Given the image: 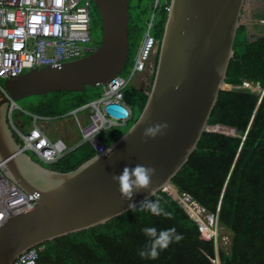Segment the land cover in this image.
Returning a JSON list of instances; mask_svg holds the SVG:
<instances>
[{"label": "water", "instance_id": "95a60500", "mask_svg": "<svg viewBox=\"0 0 264 264\" xmlns=\"http://www.w3.org/2000/svg\"><path fill=\"white\" fill-rule=\"evenodd\" d=\"M93 1L102 20L98 47L61 66H36L7 79L8 93L29 96L96 89L127 64L128 0ZM246 1L170 0L155 71L139 117L105 153H96L70 171L46 167L21 151L8 121L10 100L0 91L1 168L25 192L38 194L31 209L0 226V264H13L37 244L105 224L129 211L130 203L138 206L164 188L176 190L173 178L197 149L203 133L212 130L209 120L220 91L229 85L227 73ZM155 124L167 127L145 142L144 129ZM138 163L157 172L150 188L134 193L129 201L121 197L112 175ZM208 214L214 220V214Z\"/></svg>", "mask_w": 264, "mask_h": 264}, {"label": "trees", "instance_id": "16d2710c", "mask_svg": "<svg viewBox=\"0 0 264 264\" xmlns=\"http://www.w3.org/2000/svg\"><path fill=\"white\" fill-rule=\"evenodd\" d=\"M128 2L130 55L145 34L153 0ZM166 17L167 9L163 8L152 31L158 39L162 38ZM92 27L102 28L93 0ZM234 49L226 83L241 85L248 80L264 87V36L251 41L246 25L241 24ZM54 93L32 105L29 111L65 114L99 97L102 86ZM147 97L146 92L135 87L125 90L128 103L140 110ZM125 126H116L100 137L109 146L125 132L126 129L121 130ZM222 126L234 128L237 134L213 129ZM209 127L212 130L203 133L197 149L172 180L177 192L164 188L149 198L159 200L161 207L171 213L170 218L140 211L138 205L135 212L129 210L105 224L46 242L38 264H217V257L221 264H264V94L246 89L221 90ZM15 137L19 141L16 134ZM95 154L91 144L83 143L53 163L31 155L46 167L70 171ZM183 193L190 194L207 213L218 216V224L231 234L228 250H217L216 238L179 198L178 194ZM145 227L158 231L175 228L183 239L174 240L156 259L142 258L138 252L150 239L142 231Z\"/></svg>", "mask_w": 264, "mask_h": 264}, {"label": "built area", "instance_id": "2783aa9c", "mask_svg": "<svg viewBox=\"0 0 264 264\" xmlns=\"http://www.w3.org/2000/svg\"><path fill=\"white\" fill-rule=\"evenodd\" d=\"M169 4V0H153L147 29L128 76L113 75L103 85L99 97L65 114L74 119L80 133V141L70 146L63 138L51 139L42 128L41 121L53 116L24 111L31 116L32 125L26 132L19 127L20 121L15 115L19 106L6 91L3 82L33 67L48 64L61 66L93 52L98 43L91 33L92 0H0V91L10 100L8 121L19 137L21 151L36 155L46 163L58 161L83 143L91 144L96 153H105L108 146L100 134L116 126L127 125L133 117L132 107L125 98V90L130 87V82L135 79V88L141 89L136 84L138 78L153 77L160 39L152 31L159 21L161 10L168 9ZM228 86L225 89L236 87L264 94V87L259 82L244 80L241 85ZM83 111H86V120L81 115ZM1 167L2 162L0 226L7 218L31 209L38 198L37 193L25 192ZM180 199L190 204L188 207L192 215L201 221L196 207H201L203 213L204 208L188 193L180 195ZM45 247V243H40L29 248L13 264H38Z\"/></svg>", "mask_w": 264, "mask_h": 264}, {"label": "clouds", "instance_id": "9594fccd", "mask_svg": "<svg viewBox=\"0 0 264 264\" xmlns=\"http://www.w3.org/2000/svg\"><path fill=\"white\" fill-rule=\"evenodd\" d=\"M231 86H237V85L231 84ZM229 89H236V88H229ZM125 115H127L126 112ZM166 127H167L166 124L164 125L155 124L145 128L143 132V138L145 142H147L148 138H155ZM222 127L227 128L229 130L234 129L228 126H222ZM222 127L213 128V129L227 133L226 131L221 130ZM234 131L236 130L234 129ZM234 131L232 133H227V134L234 135L235 134ZM156 172L157 169L155 167L138 163L134 166H130V165L125 166L120 174H113L112 179L113 181L118 183L121 197L123 199L132 201L134 193L150 188L152 178L153 176L156 175ZM128 207L130 210L135 212L137 210V203L132 202L129 204ZM139 210L149 211L151 212V214L156 216L163 215L165 217H169V218L171 217V213L165 211L161 207L159 200L153 201L145 198L144 200H141L139 202ZM215 219L217 220V224H218V216L215 217L214 215V220ZM142 231L147 237L150 238L148 244L138 252V255L142 258L156 259L159 256V252L167 249L174 240L176 242H179L181 239H183V236L181 234H178L175 228L162 229L158 231L155 227H145ZM211 236H214L215 238L217 237L216 235H211Z\"/></svg>", "mask_w": 264, "mask_h": 264}, {"label": "rangeland", "instance_id": "374dc122", "mask_svg": "<svg viewBox=\"0 0 264 264\" xmlns=\"http://www.w3.org/2000/svg\"><path fill=\"white\" fill-rule=\"evenodd\" d=\"M244 8H245V6H244ZM245 12L246 13L244 14V10H243V14H242L243 16H242L241 22H242V24L244 22L245 24H247L249 26L250 39H254L255 36H259L260 34H262L264 36V0H262V2L259 4L256 3V5L251 8L250 12H248V8H246ZM251 27L259 28L261 31L259 33H251ZM91 33H92V36L96 42L101 41L102 28L100 29L97 27H92ZM137 50H138V48H134L132 50L131 54L129 55V60H128L127 64L125 66L119 67L116 74H122V75L128 76V74L132 70V63L134 62V60L136 58ZM6 80H4V82ZM151 81H152V78H138L136 84L138 85L139 88L149 91ZM4 82H3V85H4ZM129 86L135 87V79H133L130 82ZM231 88H236V87H231ZM236 89H239V88H236ZM54 94H55L54 92H51L50 94L44 93V94H33V95H29V96H24L23 94H21L19 92H14V91L9 92V95L17 103V105L20 107V109L25 110V111H29L31 106L36 105V103L39 100H42L43 98H49L50 96H53ZM132 110H133L132 119L128 122L127 126L121 128V130L126 129L125 131H127L132 126V124H134V122L137 120V118L139 117L141 110L138 107H136V108L132 107ZM18 112L19 111L16 109L15 114L17 115ZM82 113L85 114L86 111L81 112V114ZM23 118L26 119L27 115L23 114ZM66 119H72V118L67 117V118H62L61 120H66ZM23 129H26V126H24ZM74 129H76L78 132V128L76 125H75ZM221 130L226 131L227 133H232L234 131V129L229 130V129L224 128V127H222ZM234 133L237 134V131H234ZM119 136H121V135L119 134L118 137ZM172 189L174 190V192H177V190H175L174 188H172ZM180 195L181 194H178L179 198H180ZM188 205H190V204L188 203ZM196 213L200 217V220L203 223L205 230L207 232H209L210 234H215L217 236V239H216L217 250L219 249V247H222V248L228 250V248L230 246V239H231L230 238V235H231L230 232L226 228H224L223 226H220L219 224H217L216 219L214 220L213 226H211L210 228L207 227V225L209 224V220H210L207 212H204L202 214V213H199L196 211Z\"/></svg>", "mask_w": 264, "mask_h": 264}, {"label": "crops", "instance_id": "0c3cea01", "mask_svg": "<svg viewBox=\"0 0 264 264\" xmlns=\"http://www.w3.org/2000/svg\"><path fill=\"white\" fill-rule=\"evenodd\" d=\"M261 2H262V0H247V2L245 4V8L243 9L244 10V14L246 13L245 12L246 8H248V12H250L251 8L254 7L256 5V3L259 4ZM243 24L246 25L247 31H248V35H250L249 26L247 24H245L244 22H243ZM260 31L261 30L259 28L251 27V33H259ZM261 36H263V35L260 34L259 36H255V38L253 37L254 39H250V40L251 41L256 40L258 37H261ZM100 86H102V91H103V85H100ZM17 110L19 112H18L17 115L16 114L15 115H16V118H18L17 120L20 121L19 124H18L19 127H21L23 129V127L26 126V129H23V130L24 131H28L30 129L31 125H32L31 116L28 113H25L24 112L25 110H21L20 107ZM28 112H32V111H28ZM32 113H35V112H32ZM23 114H26L29 119H27V118L24 119L23 118ZM36 114H39V113H36ZM65 114H60V115H56V116L46 115V116H53V118H51L49 120L41 121V124L43 125L42 128L44 129L46 134L51 139L63 138L67 142V144H69L70 146H75L80 141V133H79V130L77 132V130L74 129L76 124H75V121H74V119L72 117H69V118H72V119L61 120L62 118H67L65 116ZM39 115H43L44 116V114H39ZM81 115H82L83 119L86 120V113L85 114L82 113ZM27 121H30V123H28Z\"/></svg>", "mask_w": 264, "mask_h": 264}, {"label": "bare ground", "instance_id": "6f19581e", "mask_svg": "<svg viewBox=\"0 0 264 264\" xmlns=\"http://www.w3.org/2000/svg\"><path fill=\"white\" fill-rule=\"evenodd\" d=\"M196 211L199 212V213H203V209H202L201 207H199V206L196 207ZM211 221H212V220L210 219V220H209V224L207 225V227H209V228H210L211 226L214 225L213 221H212V222H211ZM209 225H210V226H209ZM205 227H206V226H205Z\"/></svg>", "mask_w": 264, "mask_h": 264}, {"label": "flooded vegetation", "instance_id": "af4514ba", "mask_svg": "<svg viewBox=\"0 0 264 264\" xmlns=\"http://www.w3.org/2000/svg\"><path fill=\"white\" fill-rule=\"evenodd\" d=\"M96 44H97V42H96ZM158 52H159V50H158ZM158 52H157V55H156V58H155V60H157Z\"/></svg>", "mask_w": 264, "mask_h": 264}]
</instances>
